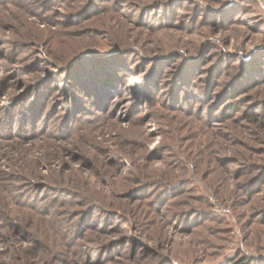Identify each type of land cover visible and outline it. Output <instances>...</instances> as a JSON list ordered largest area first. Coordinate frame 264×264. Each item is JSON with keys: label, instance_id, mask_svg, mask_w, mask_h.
Here are the masks:
<instances>
[{"label": "rangeland", "instance_id": "374dc122", "mask_svg": "<svg viewBox=\"0 0 264 264\" xmlns=\"http://www.w3.org/2000/svg\"><path fill=\"white\" fill-rule=\"evenodd\" d=\"M264 264V0H0V264Z\"/></svg>", "mask_w": 264, "mask_h": 264}, {"label": "trees", "instance_id": "16d2710c", "mask_svg": "<svg viewBox=\"0 0 264 264\" xmlns=\"http://www.w3.org/2000/svg\"><path fill=\"white\" fill-rule=\"evenodd\" d=\"M234 264H243V262L240 260V261H238L237 263H234Z\"/></svg>", "mask_w": 264, "mask_h": 264}]
</instances>
